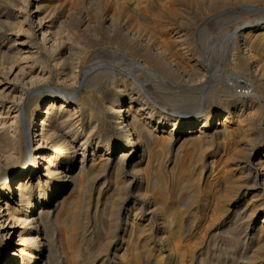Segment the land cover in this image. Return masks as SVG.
I'll list each match as a JSON object with an SVG mask.
<instances>
[{
    "label": "bare ground",
    "instance_id": "6f19581e",
    "mask_svg": "<svg viewBox=\"0 0 264 264\" xmlns=\"http://www.w3.org/2000/svg\"><path fill=\"white\" fill-rule=\"evenodd\" d=\"M3 1L0 264H264V0L233 1L253 17L221 36L223 69L185 31L219 0ZM107 43L148 61H93ZM45 50L73 89L38 85Z\"/></svg>",
    "mask_w": 264,
    "mask_h": 264
},
{
    "label": "rangeland",
    "instance_id": "374dc122",
    "mask_svg": "<svg viewBox=\"0 0 264 264\" xmlns=\"http://www.w3.org/2000/svg\"><path fill=\"white\" fill-rule=\"evenodd\" d=\"M15 1V2H14ZM20 0H4L3 1V4L1 9H2V12L3 13H11L12 11L15 12L17 7H16V4L19 2ZM218 1V0H217ZM221 1V3H220ZM226 2V3H223V2ZM230 1V2H228ZM235 0H219L218 2L219 3H216V8L215 9H212V6L210 7V9H208V11H205L202 13V16L199 15V20H198V24H201L202 26H205V30H206V38H201L200 39V36H198V33H199V30H201V25L198 26V24L195 26L193 25H189L185 28V31L188 32L190 35H189V38H188V41L190 43H192L195 48H196V51L198 53V55L200 56V59H202V61H204L203 63H205L207 61V64H211V67H214V68H218V69H223L225 67V65L227 66V64L229 63L230 59L232 58V53H231V49L227 47H221V44L219 43L221 40V36L224 35V33H226V31L228 30L229 27L233 26L235 24V22L237 23H241V22H246V20H248L249 18L248 17H253V15L251 13H246V9L242 7V3L240 1H236L233 2ZM11 2V3H10ZM205 4L208 3L207 1H204ZM233 2V3H231ZM13 3L15 5H13ZM20 3V2H19ZM17 4L18 6L20 4ZM211 3V1L209 2ZM212 4H214V2H212ZM235 4V6H234ZM206 5H209V4H206ZM224 5V6H223ZM257 5L259 6H264V3L263 2H259L257 3ZM13 6V7H12ZM223 7V8H222ZM239 7V8H238ZM241 7V8H240ZM222 8V9H221ZM233 8V9H232ZM15 9V11H14ZM35 9V7H34ZM229 11H228V10ZM232 9V10H231ZM234 9H237V10H234ZM6 10V11H5ZM238 10H241V14ZM244 10V11H243ZM5 11V12H4ZM210 11V12H209ZM220 11H223V12H220ZM208 12V15H206ZM218 12V13H216ZM244 12V13H243ZM71 13V12H70ZM212 13V14H211ZM228 13V14H226ZM230 13V14H229ZM236 13V14H235ZM72 14V13H71ZM112 13L109 12V16L111 17ZM245 14V15H244ZM68 15H69V11H68ZM214 15V16H213ZM224 15V16H223ZM227 15V16H226ZM229 15V16H228ZM71 16V17H70ZM68 17H66V26H65V35L67 37H72L70 38V41H72L73 43L75 42H78V43H75L74 45L76 46H80V45H84V40L80 41L79 39H76L77 38V33H79V27L80 29H84L85 27H92V24L93 22L90 20L89 21V18H87L86 14L84 13L83 14V17L80 16H72L70 15ZM212 16V17H211ZM120 20L122 21H125L126 19V15L125 14H122L120 16H118ZM122 17V18H121ZM204 17V18H203ZM210 17V18H209ZM73 18V20H72ZM83 18V19H82ZM125 18V19H124ZM247 18V19H246ZM75 24H77L76 26L78 27H75V24L73 23L75 20ZM207 19V20H206ZM209 19H211L210 21H208ZM246 19V20H245ZM71 21V22H70ZM73 21V22H72ZM88 21V22H87ZM208 21V22H207ZM204 22V23H203ZM207 22V23H205ZM89 23V24H88ZM71 28L70 30V27H68L69 25ZM74 24V25H73ZM85 24V25H84ZM94 24H95V21H94ZM206 24V25H205ZM208 24V25H207ZM68 25V26H67ZM87 25V26H86ZM74 26V27H73ZM84 26V27H83ZM67 27V28H66ZM207 27V28H206ZM69 28V29H68ZM196 28V30H194ZM200 28V29H198ZM68 29V30H66ZM75 30V32L73 31ZM196 31V32H195ZM209 31V32H208ZM68 32V33H67ZM71 32V33H70ZM77 32V33H76ZM198 32V33H197ZM74 33V34H73ZM197 33V34H196ZM210 33L211 35V38H212V46L211 49L208 47L207 48V34ZM71 34V35H69ZM75 35V36H74ZM220 35V36H218ZM218 36V37H217ZM217 37V38H216ZM220 37V38H219ZM74 38V39H73ZM72 39V40H71ZM196 39H197V43H196ZM217 39V41H216ZM219 39V40H218ZM39 39H37L38 41ZM77 40V41H75ZM195 40V41H194ZM200 40H201V45L202 47L205 46V48L201 47L200 45ZM199 41V42H198ZM202 41H205V42H202ZM39 42V41H38ZM71 43V42H70ZM220 45H219V44ZM198 44V45H197ZM218 44V45H217ZM38 45V43L36 42V46ZM215 45V46H214ZM214 46V48H213ZM96 49H99L98 53L97 54H94L92 57L93 61L95 62H99V63H103V62H111L113 64H117V62H120V61H127V62H130L132 60V58L134 59H140L142 61H148V57L144 56L142 53L136 51V52H132L131 50L129 49H126L122 46H119V45H115V44H110V43H107L105 45H102V46H93L91 49H89V52L90 51H94ZM109 49V51H108ZM116 49V50H115ZM209 49V50H208ZM230 49V51H229ZM107 51V52H106ZM88 54V52H86ZM85 53V54H86ZM102 53V54H101ZM124 53V54H123ZM209 53V54H208ZM41 55H42V59L44 60V62L46 64H49L50 68L48 70H46L47 72V78L45 81H42L40 84L38 85H41V86H54L56 88H67V89H73L75 87V84H71V82H69V80L67 81L65 79V76H64V73H61L62 71L59 69V68H56L53 65V62H52V54L48 51H41ZM96 55V56H95ZM208 55V57H207ZM46 56V57H45ZM121 56V57H120ZM95 57V58H94ZM129 57V58H128ZM206 57V58H205ZM97 58V59H96ZM210 58V59H209ZM120 59V60H119ZM80 62H83L84 60V56L82 55V58L79 59ZM47 61V62H46ZM210 61V62H209ZM51 62V63H49ZM115 62V63H114ZM152 67H156L155 66V63L154 62H151L149 63ZM206 64V63H205ZM206 64V66H207ZM209 64V66H210ZM102 68H97L95 71H92L90 76H89V79H88V82L92 81L91 84H96L97 82L99 83L98 85V89L100 88V90H98V92L100 93H103L105 92V90L107 91L108 89H111L113 87V79H114V75L112 74L113 73V70H115L114 68H111V70L109 71V66H101ZM108 67V68H107ZM108 69V70H107ZM100 70L102 71V73L100 72ZM105 70H107V72H105ZM99 71V73H97ZM104 71V72H103ZM96 72V73H95ZM101 73V75H99ZM50 74V75H49ZM95 74V75H94ZM106 74V75H105ZM62 75V76H61ZM111 76V77H110ZM94 77V78H93ZM107 77V78H106ZM109 77V78H108ZM101 78V79H100ZM62 81H61V80ZM95 79V80H94ZM100 79V80H99ZM109 79V80H108ZM107 81V82H106ZM107 84V85H106ZM224 83L223 82H220V85H223ZM68 85V86H67ZM60 86V87H59ZM33 91V90H32ZM30 91L29 95H30V98L34 99L35 97H37L40 93L42 94L44 89H34V92ZM102 91V92H101ZM263 123V128H264V119L262 121ZM92 146H90V148H88V153L89 154L92 150ZM82 154V150H80L78 152V155L81 156ZM110 173V175H109ZM112 170L110 171H107L106 173H103L102 175H100V179L99 181L97 182V185H100L101 183L104 182V180H110L108 178H110L112 176ZM100 183V184H98ZM99 187V186H98ZM69 191H67L66 193L63 194V196H65L66 194H68ZM135 195V194H134ZM132 195V197L134 196ZM125 216V215H124ZM123 223V222H122ZM121 229H122V232L124 231V225L122 224L121 226ZM159 229V227H158ZM63 264V262L61 263Z\"/></svg>",
    "mask_w": 264,
    "mask_h": 264
}]
</instances>
